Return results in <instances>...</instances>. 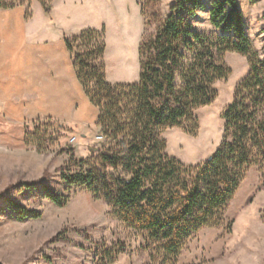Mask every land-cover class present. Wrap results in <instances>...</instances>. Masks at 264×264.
Instances as JSON below:
<instances>
[{
    "label": "trees",
    "instance_id": "trees-1",
    "mask_svg": "<svg viewBox=\"0 0 264 264\" xmlns=\"http://www.w3.org/2000/svg\"><path fill=\"white\" fill-rule=\"evenodd\" d=\"M206 1L174 0L165 17L161 0L143 1L146 32L139 46V82L133 85L108 83L104 31L87 29L65 40L78 80L99 112L103 142L82 159L77 172L62 179L107 204L140 239L138 251L148 254L147 264H179L188 240L204 229L223 227L247 173L264 165V59L252 46L237 0H213L209 15L216 32L197 31L192 21L206 10ZM38 2L49 16L50 1ZM19 6H24L22 0H0V9ZM228 54L244 57L249 73L221 113L222 142L201 164L184 165L168 154L162 134H198L197 112L213 105L216 85L232 74ZM44 122L62 136L69 132L57 122ZM26 135L28 147L51 140L36 130ZM71 160L76 164L73 156ZM37 185L23 187L33 190ZM40 185L55 206L67 205V197ZM8 209L18 221L41 218L11 200ZM126 251L122 244L102 248L101 264L115 263Z\"/></svg>",
    "mask_w": 264,
    "mask_h": 264
},
{
    "label": "rangeland",
    "instance_id": "rangeland-1",
    "mask_svg": "<svg viewBox=\"0 0 264 264\" xmlns=\"http://www.w3.org/2000/svg\"><path fill=\"white\" fill-rule=\"evenodd\" d=\"M22 1L35 19L43 12L38 0ZM52 1L62 18L70 17L68 24L72 25L73 11L86 28L105 32L109 84L139 82V40L146 32L141 15L144 0H109V7L93 1L82 4L76 0L73 7L72 0ZM173 1L161 0L163 17ZM212 1L207 0L206 10L200 11L192 21L199 32H216L210 23ZM237 2L252 46L264 59V0ZM154 31L155 27L150 28V32ZM226 64L232 74L216 85L218 97L213 105L197 112L198 134L189 136L179 130L162 134L168 154L184 165L201 164L222 142L221 113L249 73L247 60L237 54H228ZM33 130L51 137L50 142L39 147L25 146L26 133ZM60 133L44 121L12 126L0 114V264H101L99 251L121 244L127 251L113 264H147L149 256L138 251L141 241L134 231L107 204L83 188L69 187L62 179L63 174L79 170V163L89 157L91 149L101 147L103 140L97 138L100 132L94 133L88 143L81 137ZM72 156L76 164H72ZM31 183H38V188L23 187ZM40 184L67 197V205L59 208L51 203ZM8 200L39 213L41 218L18 221L8 209ZM200 263L264 264V165H257L247 173L230 204L223 227L204 229L186 242L179 264Z\"/></svg>",
    "mask_w": 264,
    "mask_h": 264
},
{
    "label": "crops",
    "instance_id": "crops-1",
    "mask_svg": "<svg viewBox=\"0 0 264 264\" xmlns=\"http://www.w3.org/2000/svg\"><path fill=\"white\" fill-rule=\"evenodd\" d=\"M81 1L110 5L109 0ZM50 3V15L42 7L37 19L26 6L0 9V114L17 127L52 120L88 143L99 132V112L78 80L65 40L89 28L73 11L68 24L70 17L62 18Z\"/></svg>",
    "mask_w": 264,
    "mask_h": 264
},
{
    "label": "built area",
    "instance_id": "built-area-1",
    "mask_svg": "<svg viewBox=\"0 0 264 264\" xmlns=\"http://www.w3.org/2000/svg\"><path fill=\"white\" fill-rule=\"evenodd\" d=\"M97 138H98L99 140H102V139H103L101 136H98ZM71 142L74 143V142H75V139H74V138L71 139Z\"/></svg>",
    "mask_w": 264,
    "mask_h": 264
}]
</instances>
